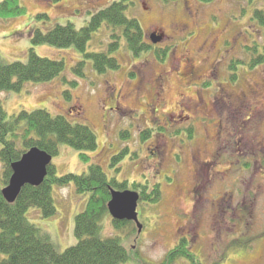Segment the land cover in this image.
<instances>
[{
    "label": "rangeland",
    "instance_id": "374dc122",
    "mask_svg": "<svg viewBox=\"0 0 264 264\" xmlns=\"http://www.w3.org/2000/svg\"><path fill=\"white\" fill-rule=\"evenodd\" d=\"M111 1L20 0L23 13L0 18V52L6 60L26 61L34 47L40 56L66 62L63 75L53 80L26 82L19 92L0 91L8 116L36 109L71 115L68 118L84 121L95 131L99 145L89 155L109 179L126 181L125 189H135V182L148 185L147 190L154 183L161 184L159 202L138 204L140 227L132 222L116 229L110 214L101 220L102 235L120 236L127 247L130 257L125 264H159L183 238L202 264H264V61L252 65L256 53L264 54L263 29L254 18L264 0H130L127 16L137 18L146 33L158 32L157 25H161L167 36L161 47L168 48L165 68L171 72L163 82V101L156 113L160 118L152 112L154 95L160 91L152 84L162 68L158 60L163 53L158 54V48L155 54L144 52L143 57L133 60L122 42L114 53L120 62L118 69L98 73L88 60L86 75L76 78L78 83L73 87L62 77L75 78L72 67L81 59L78 49L32 44L33 30L46 31L67 23L80 28L93 12ZM43 13L47 17L39 18ZM176 22L187 25L184 32H173ZM109 42L104 25L93 35L88 49H106ZM184 56L204 75L209 73V78L190 81L191 75L184 69L180 75L177 61ZM249 89L259 91L262 97H251ZM66 91L72 92L71 99ZM197 92L206 102L216 104L227 122L225 136L229 140L219 156L213 155L214 141L210 139L216 135L212 125L219 115L211 117L209 126L197 123L192 135L189 126L177 125L162 128L165 135L154 133L167 127L166 120L184 102L183 95L192 97ZM227 93L237 96L235 110ZM243 93L248 96L243 97ZM110 97L119 101L116 110H112ZM205 142L209 144L202 158L213 164L207 176L210 180L198 186L193 179L192 152ZM126 148L113 163V157ZM59 149L52 160L59 175L88 171L78 150L67 144H60ZM53 193L55 215L43 217L39 209L31 208L27 216L64 251L78 241L75 220L89 195L78 193L74 184L54 186ZM200 194L202 198H198ZM172 264L192 262L181 257Z\"/></svg>",
    "mask_w": 264,
    "mask_h": 264
},
{
    "label": "trees",
    "instance_id": "16d2710c",
    "mask_svg": "<svg viewBox=\"0 0 264 264\" xmlns=\"http://www.w3.org/2000/svg\"><path fill=\"white\" fill-rule=\"evenodd\" d=\"M199 1L208 3L213 0ZM130 4V0H112L93 12L89 22L80 28L72 23L56 24L46 31L37 28L31 32L32 44L45 43L58 48L76 47L81 59L72 67L75 78L69 80L62 77L63 81L75 87L78 83L76 78L86 75L88 60L92 61L93 68L98 73L118 69L120 62L114 53L123 46L122 42L134 57H140L142 53L152 49L144 38L145 31L140 21L126 14ZM23 11L20 0H0V18L19 15ZM44 16L47 17V14H38L39 18ZM254 18L263 29L264 40V7L255 10ZM104 25L110 37L107 48L89 50L93 35ZM167 50L168 48L157 50L158 54L163 53L160 60H165ZM255 51L257 52L256 49ZM256 54L257 58L252 59V65L264 61V54ZM65 69L66 62L63 58L40 56L34 47L29 49L26 61H8L0 52V91L19 92L26 82H48L63 75ZM66 95L67 98H72V92L66 91ZM68 116L71 115H52L48 110L36 109L22 110L9 117L0 100V264H125L129 260V251L120 236L107 237L101 233V220L109 213L111 188L125 189L128 183L116 178L109 179L103 167L92 161L89 152L96 151L99 145L95 131L88 123ZM189 132L192 135L193 128ZM60 144H67L78 150L82 160L88 164V171L59 175L56 166L50 164L48 175L41 184H27L15 202L7 201L2 191L13 174V164L33 147H39L55 156L60 151ZM127 150L128 148L114 156L113 163ZM69 184H74L78 193H87L89 199L85 209L76 216L77 243L60 251L51 235L33 223L27 213L31 208H37L43 217L55 215L54 186L66 187ZM133 186L137 190L142 188L141 201H160V183H154L149 190L148 185L138 182L133 183ZM127 224V221H114L116 229H122ZM181 257L189 259L192 264H202L185 239L170 250L159 264H172Z\"/></svg>",
    "mask_w": 264,
    "mask_h": 264
},
{
    "label": "flooded vegetation",
    "instance_id": "af4514ba",
    "mask_svg": "<svg viewBox=\"0 0 264 264\" xmlns=\"http://www.w3.org/2000/svg\"><path fill=\"white\" fill-rule=\"evenodd\" d=\"M186 26L187 25L183 22H176L172 25V30L174 33L184 32L186 29ZM157 28H158V32L151 31L150 33H146L145 31V34H144V38L148 40L146 41L153 48H157V47L160 48L161 44L164 42V37L166 36L163 26L157 25ZM204 45H208V44L204 43ZM132 59L135 60V58H132ZM159 63L162 64L161 71L160 73H158L159 75H157V77L154 79L152 83L154 87L160 90L154 95V107L152 109V112L155 118H160L156 113L158 112V107L160 106V103L163 101L162 95L165 90L163 82L165 81V78H167L169 73L171 72V70H168L165 68L167 60H165L164 62H159ZM177 69L179 70V74H180V70H183V69L189 72L191 75L190 81L194 80V78H202L204 76L209 78V73L204 75L202 73L203 70L201 68H197L194 65L193 61H191V59L187 56L178 58ZM178 79L181 80L179 76H178ZM189 82H187V84H189ZM248 94L253 98L260 99L262 97V94L259 91L254 90V89H249ZM246 95H247L246 93L245 94L243 93V97H246ZM227 96L230 97L228 100V102L230 103V107L232 108V110H235L236 108L235 100L237 99V96L235 97L230 93H227ZM182 97H183L184 102L179 103V105L176 106V111L172 112L171 119L166 120L167 127H159V128H169L174 125L180 126L177 128H187L188 126L190 128H193L196 126L197 123H200L202 125L206 124L209 126L212 124L211 117L219 115V119L217 120V123L215 125H212V127H214L216 130V135L214 137H210V139L214 141L213 142L214 144L213 155L216 156L220 154V151L223 150V148L225 147V145L228 143V140H229V137L225 136L226 134L225 129L227 128V122L223 120V118L221 117L222 111H220V109H216L218 107L216 104L212 102L211 103L206 102L204 97L199 92L196 93V96L194 95L191 97V96L183 95ZM243 99H246V98H243ZM110 100L111 102H114V107H112V110H116V108L119 106V101L114 100L113 97H110ZM186 111L189 112L187 115H185ZM155 123L154 124L158 126L157 124L159 123V121ZM154 133L165 135V132L161 129H158ZM243 142H245L244 139H243ZM208 144H209L208 142H205L202 147L201 146L197 147L192 152L193 172H195L193 179H194V183H196V185L198 186L206 184L207 180H210V177H207V176L210 174V169L212 167L213 162H208L202 158L203 152L205 149H207ZM156 147L158 148V146ZM155 151L158 154V149H155ZM154 154L155 152H153L152 155ZM159 154H161V151L159 152ZM204 154L208 155V153H204ZM193 190H195L194 194L196 196L198 193L197 187H194ZM198 198H202L201 194ZM196 203L197 201L195 202V204Z\"/></svg>",
    "mask_w": 264,
    "mask_h": 264
},
{
    "label": "water",
    "instance_id": "95a60500",
    "mask_svg": "<svg viewBox=\"0 0 264 264\" xmlns=\"http://www.w3.org/2000/svg\"><path fill=\"white\" fill-rule=\"evenodd\" d=\"M52 160L53 156L39 147H33L25 152L21 159L13 164V174L8 185L3 188L2 192L7 201L15 202L25 185L41 184L48 175V167ZM111 196L108 209L113 218L120 221H135L140 227L137 212L139 193L112 189Z\"/></svg>",
    "mask_w": 264,
    "mask_h": 264
}]
</instances>
